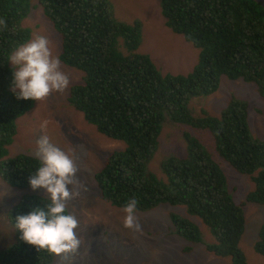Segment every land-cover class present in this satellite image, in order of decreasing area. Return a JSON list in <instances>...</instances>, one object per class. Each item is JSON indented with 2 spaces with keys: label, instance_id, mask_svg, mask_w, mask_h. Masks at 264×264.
I'll return each instance as SVG.
<instances>
[{
  "label": "trees",
  "instance_id": "trees-1",
  "mask_svg": "<svg viewBox=\"0 0 264 264\" xmlns=\"http://www.w3.org/2000/svg\"><path fill=\"white\" fill-rule=\"evenodd\" d=\"M31 1L0 0V19L7 24L0 28V179L20 191L31 189L28 180L40 160L25 154L4 158L17 134L16 121L35 101L17 99L8 58L31 39V30L23 25ZM36 1L60 36V63L82 73L81 83L69 86L68 104L98 133L124 144L93 174L102 200L123 209L135 198L137 213L160 204L183 206L212 235L214 242L204 244L208 253L230 258L231 264H248L239 242L246 203L264 209V141L251 135L245 101L230 100L218 117L204 109L194 114L188 105L216 92L222 77L254 83L264 98V6L256 0H157L165 26L198 51L189 73L173 75L163 74L139 51L140 21H119L110 0ZM166 121L210 133L215 155L253 183L244 201H233L219 164L201 140L188 133H183L185 156L161 161L165 179L150 171ZM49 203L48 198L24 194L9 209L8 221L15 228L16 216L36 207L46 209ZM170 219L169 234L203 244L191 221L176 214ZM253 250L264 258V221ZM53 257L24 242L19 231L16 244L0 250V264H50Z\"/></svg>",
  "mask_w": 264,
  "mask_h": 264
},
{
  "label": "rangeland",
  "instance_id": "rangeland-1",
  "mask_svg": "<svg viewBox=\"0 0 264 264\" xmlns=\"http://www.w3.org/2000/svg\"><path fill=\"white\" fill-rule=\"evenodd\" d=\"M256 1L264 6V0ZM110 2L119 21H140L142 44L139 51L149 55L163 74L186 75L192 70L198 51L181 35L173 34L165 26L157 0ZM23 25L31 30V39L35 35L46 36L54 55L59 56L60 36L43 16L36 0L31 1V11ZM10 66L14 69L11 63ZM60 67L69 77V86L81 83V72L61 63ZM69 86L63 93L53 92L44 101H35L34 107L16 121L17 134L7 147L8 153L4 158L9 159L18 154L38 158L35 154L36 141L43 135L48 136L50 143L56 147L64 151L71 150L74 155L80 186L69 187L79 195L67 202V213L75 215L79 221L76 233L81 243L75 253L54 255L50 264H231L230 258H219L206 251L204 244L214 242L212 235L202 221L188 214L183 206L160 204L145 213H137L141 226L139 232L123 227V209L112 207L102 200L93 174L101 169L108 154L122 149L124 144L98 133L94 126L84 120L82 113L68 104ZM232 99L247 103V122L251 135L254 139L264 141V98L254 83L230 81L222 77L216 92L192 99L188 107L194 114L204 109L211 116L218 117ZM183 133L201 140L226 177L233 201L236 204L244 201L253 190V183L249 176L236 173L215 155L213 139L207 131L200 132L166 121L158 137L157 150L148 166L150 171L164 180L160 170L161 161L170 156H185ZM24 194L48 198L43 189L20 191L7 186L0 179V250L17 242L18 230L9 223L7 214ZM244 213L245 225L239 247L248 264H264V258L253 250L264 221V209L260 205L246 203ZM171 214L191 221L201 232L203 244H193L169 234ZM185 247H191V250L184 252Z\"/></svg>",
  "mask_w": 264,
  "mask_h": 264
},
{
  "label": "clouds",
  "instance_id": "clouds-1",
  "mask_svg": "<svg viewBox=\"0 0 264 264\" xmlns=\"http://www.w3.org/2000/svg\"><path fill=\"white\" fill-rule=\"evenodd\" d=\"M5 27L6 21L0 19V28ZM8 61L14 66L13 91L19 90L17 99L44 101L53 92L63 93L69 86V77L61 70L60 60L46 36L35 35L19 45ZM36 144L40 166L30 175L28 183L32 190H45L50 203L46 209L36 207L28 214L16 216L15 228L21 239L37 250L57 256L75 253L81 243L76 233L79 221L67 213V202L79 195L72 190L80 186L76 160L71 150H61L46 135ZM137 206V199L130 198L123 207V227L134 232L141 230Z\"/></svg>",
  "mask_w": 264,
  "mask_h": 264
}]
</instances>
